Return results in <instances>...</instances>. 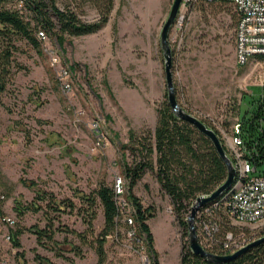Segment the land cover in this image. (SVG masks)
Wrapping results in <instances>:
<instances>
[{"label": "rangeland", "instance_id": "rangeland-1", "mask_svg": "<svg viewBox=\"0 0 264 264\" xmlns=\"http://www.w3.org/2000/svg\"><path fill=\"white\" fill-rule=\"evenodd\" d=\"M172 2L113 0L109 19L98 31L73 36L62 46L55 37L44 36L41 52L23 44L16 53L23 68L15 73L0 104V190L5 194L1 210L14 220L13 226L0 222V256L8 259L6 264H40L37 255L52 264H140L141 255L153 256L133 242L143 239L147 245L137 225L125 221L130 205L116 218L101 263L94 247L70 230L83 232L87 226L83 218L89 215L80 209L87 203L79 194H90L101 182L112 184L123 176L124 162L139 158L129 144L130 131L138 138L153 133L157 108L167 101L160 31ZM68 3L77 4L83 20L97 19L90 2L58 0L60 7ZM235 24L230 4L195 3L181 6L168 37L179 104L222 131L226 120H235L230 114L242 93L252 87L259 94L262 89L253 86H264L263 60L254 56L237 63ZM230 136L223 132L229 148ZM41 191L45 196L37 200L39 209L18 216L15 202L29 204ZM133 192L154 208L147 223L156 264H180L181 249L189 245L187 227L180 219L187 218L195 199L178 216L152 170H146ZM95 211L94 235L104 225L101 205ZM48 222L53 240L38 243L34 229ZM236 227L258 232L264 220ZM17 228L23 229L21 247L13 251L5 235ZM133 229L135 235H130ZM86 238H91L89 233Z\"/></svg>", "mask_w": 264, "mask_h": 264}, {"label": "trees", "instance_id": "trees-1", "mask_svg": "<svg viewBox=\"0 0 264 264\" xmlns=\"http://www.w3.org/2000/svg\"><path fill=\"white\" fill-rule=\"evenodd\" d=\"M86 1L90 2L97 11L98 17L94 21L83 20L76 10L77 4L72 6L68 3L60 7L58 0H0V104L3 103L2 97L7 92L15 73L23 68L16 58V53L22 50L23 44L41 52V39L44 36L55 37L62 46L65 40L73 36L96 32L106 24L113 0ZM200 4L223 3L200 2ZM256 56L264 61V54ZM253 87H260L262 91L256 94L251 87L250 92L242 93L241 102L233 106L230 114L235 120H226L224 131L204 119L202 121L216 132L232 160L233 156L225 143L223 132L238 136L241 141L242 156L255 167L256 172H259L264 169V86ZM243 105L245 108L242 111ZM235 123L239 124L237 133L233 128ZM129 137V144L137 150L139 158L132 163L124 162L123 164L122 178L125 193L127 192V200L132 209V220L138 230L145 234L147 249L156 256L157 252L153 247L154 237L147 223V220L154 216V208L141 203L133 192V188L146 170H152L155 173L160 188L170 198L177 215L181 216L193 199L200 194H209L225 180L227 167L211 140L189 122L179 119L172 112L167 101L162 102L157 108V122L151 136L138 138L133 131H130ZM123 147L126 145L124 144ZM44 196L45 193L41 191L35 194L33 201L29 204L21 205L15 202L14 210L18 216L25 214L28 210H37L40 207L37 200H43ZM79 198L81 202L85 200L87 203L86 208H80L89 215L83 218L87 226L83 232L70 231L82 243L94 247L98 263H101L105 257L104 243L108 235L116 228V218L123 213L116 202L114 185L101 182L90 194L80 193ZM97 203L102 207L104 225L100 232L94 235L92 222L96 216ZM47 205L50 207L51 203ZM69 205L74 207L73 202ZM0 215H3L1 204ZM218 217L217 236L222 238L225 231L234 230L235 226L221 209L218 210ZM180 220L187 227L186 219ZM126 226H130L129 223ZM51 227L52 224L48 222L44 228L34 229L38 243L43 238L53 240L54 230ZM133 230L135 235V229ZM196 232L198 233L197 229ZM22 233V228L10 230L9 234L14 246L21 247L19 236ZM87 233L91 238H86ZM133 242L136 244L135 239ZM19 255L23 256L24 252H20ZM36 258L39 259L40 264H52L39 255ZM153 258L155 260V257ZM180 264H264V241L225 262L206 260L194 254L187 245L181 249Z\"/></svg>", "mask_w": 264, "mask_h": 264}, {"label": "built area", "instance_id": "built-area-1", "mask_svg": "<svg viewBox=\"0 0 264 264\" xmlns=\"http://www.w3.org/2000/svg\"><path fill=\"white\" fill-rule=\"evenodd\" d=\"M227 3L230 4L236 14L235 24V54L239 64H245L251 57L264 54V0H183L182 6H190L195 3ZM238 123L233 125L234 132H238ZM231 147L236 167V176L231 186L217 199L208 205H202L195 216V226L198 231L200 244L207 251L219 254L233 253L244 247L256 238L264 235V228L258 232L246 233L236 227L242 223H261L264 220V169L256 172L255 167L242 156L240 138L231 134ZM116 194V202L121 211L128 209L129 202L124 197L125 186L122 176L118 175L113 182ZM5 199L0 190V204ZM222 210L235 226L234 230L225 231L222 238L217 236L219 231L218 210ZM129 215V214H128ZM132 223V217H126ZM0 222L11 226L14 220L5 215H0ZM237 223V224H236ZM134 235V230L130 231ZM5 239L11 241L10 234ZM138 250L146 249L143 239H136ZM10 249L16 247L10 243ZM6 259H1L0 264H6ZM32 264V263H27ZM140 264H156L153 256L148 254L140 256Z\"/></svg>", "mask_w": 264, "mask_h": 264}, {"label": "water", "instance_id": "water-1", "mask_svg": "<svg viewBox=\"0 0 264 264\" xmlns=\"http://www.w3.org/2000/svg\"><path fill=\"white\" fill-rule=\"evenodd\" d=\"M183 0H173L168 16L164 21L161 31H160V48L162 51L163 59H164V72H165V83L167 89V103L171 107L172 112L181 120H185L195 126L201 133L206 135L214 145L218 155L223 160L227 167V176L225 180L217 186L212 192L209 194H200L195 200L191 203L190 212L186 218L187 223V232H188V241L190 250L197 255H200L206 260L212 262H225L231 259L238 257L242 252L247 250L253 245H256L260 242L264 241V235L255 240L251 241L244 247L236 250L230 254H215L210 251L204 249V247L199 242V237L196 232L195 226V216L197 210L204 204L209 201L214 200L218 196H220L224 191H226L231 184L233 183L236 176V167L234 165L231 157L226 153L222 142L216 132L208 127L202 120L191 114L185 108H183L176 97V90L173 82V74H172V50L169 43V32L172 28L178 12L182 6ZM98 130V129H97Z\"/></svg>", "mask_w": 264, "mask_h": 264}]
</instances>
